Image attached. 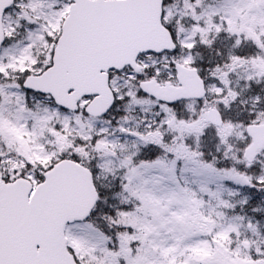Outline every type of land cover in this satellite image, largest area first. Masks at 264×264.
<instances>
[{"label":"snow or ice","instance_id":"6c2138e0","mask_svg":"<svg viewBox=\"0 0 264 264\" xmlns=\"http://www.w3.org/2000/svg\"><path fill=\"white\" fill-rule=\"evenodd\" d=\"M0 264H264V0H0Z\"/></svg>","mask_w":264,"mask_h":264}]
</instances>
